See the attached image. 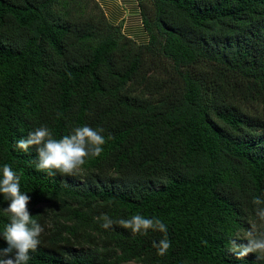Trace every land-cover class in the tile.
Here are the masks:
<instances>
[{"label":"trees","instance_id":"1","mask_svg":"<svg viewBox=\"0 0 264 264\" xmlns=\"http://www.w3.org/2000/svg\"><path fill=\"white\" fill-rule=\"evenodd\" d=\"M137 2L146 43L97 0H0V169L44 229L27 264H264L227 250L264 231V0ZM84 125L105 143L76 175L14 149L38 127L60 139ZM137 214L167 226V254L158 230L101 227Z\"/></svg>","mask_w":264,"mask_h":264},{"label":"clouds","instance_id":"2","mask_svg":"<svg viewBox=\"0 0 264 264\" xmlns=\"http://www.w3.org/2000/svg\"><path fill=\"white\" fill-rule=\"evenodd\" d=\"M103 129L94 130L84 125L72 129L68 135L60 139L46 126H41L19 138L14 149L28 153L35 148L37 158L35 169L45 171L49 176L57 173L62 175H76L77 170L85 164L86 157H98L103 148L104 137L100 134ZM0 194L7 201V207L0 208L8 216V223L0 231L7 246L0 247V264H27L30 252H35L40 244V235L43 227L33 219L27 208L30 196L20 190V176L8 165L0 169ZM256 205L255 214L261 223H264V198L257 196L253 199ZM101 227L111 228L114 224L132 233L147 234L149 229L158 230L165 234L159 242L153 241L152 246L157 250V255L167 254L171 242L167 239V226L159 219L145 218L142 215H133L130 219L113 221L109 216L102 217ZM237 240H246V243H238ZM227 250L237 259L245 257L249 253H255L256 259H264V231H257L255 225L246 229L244 236H233L228 242Z\"/></svg>","mask_w":264,"mask_h":264},{"label":"crops","instance_id":"3","mask_svg":"<svg viewBox=\"0 0 264 264\" xmlns=\"http://www.w3.org/2000/svg\"><path fill=\"white\" fill-rule=\"evenodd\" d=\"M107 18L120 24L122 31L137 43H146L148 34L143 27L137 0H97Z\"/></svg>","mask_w":264,"mask_h":264}]
</instances>
